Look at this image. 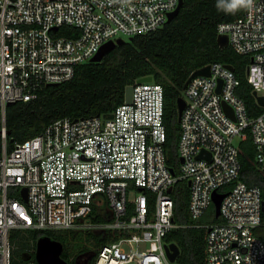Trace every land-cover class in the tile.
<instances>
[{"label": "built area", "instance_id": "built-area-1", "mask_svg": "<svg viewBox=\"0 0 264 264\" xmlns=\"http://www.w3.org/2000/svg\"><path fill=\"white\" fill-rule=\"evenodd\" d=\"M178 3L0 0L2 122L7 105L31 101L43 87L69 81L104 44L162 28ZM62 27L79 33L60 35ZM217 34L227 37L236 54L249 56L245 79L262 112L249 117L237 96L240 81L234 71L220 63L204 66L209 76L192 78L182 93L177 172L164 152V90L153 80L135 81L131 102L110 115L55 120L11 151L2 128L0 264H11L14 230L111 236L97 249L93 264H176L168 258L172 243L166 237L179 227L171 193L182 181L189 182L187 211L193 221L213 206L214 193L225 194L218 223L193 225L207 229L206 263L264 264V241L255 234L264 227L261 190L239 179L234 144L235 138L250 136L264 173V103L257 102V97L264 100V0H248L238 19L218 24ZM225 185L232 187L223 193Z\"/></svg>", "mask_w": 264, "mask_h": 264}, {"label": "trees", "instance_id": "trees-1", "mask_svg": "<svg viewBox=\"0 0 264 264\" xmlns=\"http://www.w3.org/2000/svg\"><path fill=\"white\" fill-rule=\"evenodd\" d=\"M219 5L220 0H183L178 14L162 28L130 38L107 53L100 62H87L77 66L69 81L43 87L31 101L7 105L4 123L0 113V154L3 127L6 131V149L11 151L16 144L38 135L55 120L110 115L117 106L124 103L127 86L133 85L139 78L151 76L164 90V152L167 165L177 172L180 135L177 100L182 98L184 84L193 72L213 63L232 67L240 81L237 96L245 103L249 117L254 118L262 112L245 79L249 56L238 55L229 45L221 48L217 43L218 24L238 19L245 6L227 12ZM64 32L74 35L79 33L69 27H62L57 33L63 35ZM238 149L241 165L239 179L248 186L259 187L264 202V173L255 161L256 150L251 137L247 136L239 141ZM231 187L232 185H225L220 191L227 192ZM171 196L174 201L173 220L179 227L167 235L166 241L179 248L176 264H207V229L193 226L201 225L203 217L193 221L188 215L187 183L178 182ZM209 210L208 222L218 223L214 207L211 206ZM255 234L264 241V227L257 228ZM81 235L79 232L63 234L50 230H14L9 237L11 264H24V258L27 257L30 259L26 262L36 264L34 251L40 237H49L65 248V244L71 245L80 240ZM84 237L82 247L73 249L72 255L68 257L62 252L61 257L68 264H76L74 257L90 249L94 253L90 263L93 264L97 249L113 240L109 235L98 233H87ZM71 256L73 258L69 260Z\"/></svg>", "mask_w": 264, "mask_h": 264}, {"label": "water", "instance_id": "water-1", "mask_svg": "<svg viewBox=\"0 0 264 264\" xmlns=\"http://www.w3.org/2000/svg\"><path fill=\"white\" fill-rule=\"evenodd\" d=\"M183 4V0H179L177 8L168 14L167 16V22H170L179 12L181 6ZM130 40V39H129ZM125 41L123 39H118L116 42H108L104 44L97 55H95L90 62H100L107 53H109L111 50H113L116 46L123 44ZM217 43L221 48H224L228 45V40L226 36L220 35L217 37ZM231 71H233V68L230 66H227ZM196 76H209V67H203L195 72H193L186 83L184 84L183 89H186L188 83L190 80ZM153 79L151 76H145L142 78H139L136 80V83H142V82H151ZM57 84H52L50 86H55ZM219 92V89L217 90ZM255 96V94H254ZM132 98V86L129 85L125 88V103H130ZM257 102L259 105H263L264 100L262 97H257ZM185 103L182 98H179L177 100V110H178V121L180 120L181 113L184 109ZM224 110L227 112V114H231V109L226 105L223 104ZM202 153L198 155L197 158H201ZM182 162V159L180 160ZM189 185V182H188ZM171 191V188L169 189ZM22 198L24 201H26V189H23L21 192ZM225 196V194L222 193H214L213 194V207H214V215L216 218L219 217L220 211V203L222 198ZM262 207L264 209V202L262 203ZM63 252V245L55 240H52L49 237H40L36 241L35 245V251H34V259L36 264H68L62 257L61 254ZM167 255L171 262H175L177 259V256L179 255V248L176 244L172 243L167 248ZM29 258H24V261H28ZM76 264L77 260H76Z\"/></svg>", "mask_w": 264, "mask_h": 264}, {"label": "rangeland", "instance_id": "rangeland-1", "mask_svg": "<svg viewBox=\"0 0 264 264\" xmlns=\"http://www.w3.org/2000/svg\"><path fill=\"white\" fill-rule=\"evenodd\" d=\"M125 41H127L128 39H125ZM239 142V139L238 138H235L234 139V144H238ZM210 210L203 216V220L204 222L202 223L203 225H208L210 224V222H208V218H209V213ZM54 232L56 233H63V234H70L71 232L74 233V232H79V233H82V235L80 236V240H76L75 243H71V245L69 244H65V248H63V251L65 252V254L68 255V257L70 255H72V251L73 249H77V248H80L82 247L83 243H84V240L83 237H84V234H86L85 232L83 233L82 231H76V230H55ZM85 238V237H84ZM72 256L70 257L69 260H72Z\"/></svg>", "mask_w": 264, "mask_h": 264}, {"label": "clouds", "instance_id": "clouds-1", "mask_svg": "<svg viewBox=\"0 0 264 264\" xmlns=\"http://www.w3.org/2000/svg\"><path fill=\"white\" fill-rule=\"evenodd\" d=\"M219 6L227 12H233L246 6V3L245 0H242V2H239V0H227V2H225V0H220Z\"/></svg>", "mask_w": 264, "mask_h": 264}, {"label": "flooded vegetation", "instance_id": "flooded-vegetation-1", "mask_svg": "<svg viewBox=\"0 0 264 264\" xmlns=\"http://www.w3.org/2000/svg\"><path fill=\"white\" fill-rule=\"evenodd\" d=\"M93 257H94V253L90 249V250H87L86 252L81 253L78 257L75 256L73 260H74L75 263H76V260H77L78 264H90L92 259H93Z\"/></svg>", "mask_w": 264, "mask_h": 264}, {"label": "snow or ice", "instance_id": "snow-or-ice-1", "mask_svg": "<svg viewBox=\"0 0 264 264\" xmlns=\"http://www.w3.org/2000/svg\"><path fill=\"white\" fill-rule=\"evenodd\" d=\"M239 2H242V0H239Z\"/></svg>", "mask_w": 264, "mask_h": 264}]
</instances>
